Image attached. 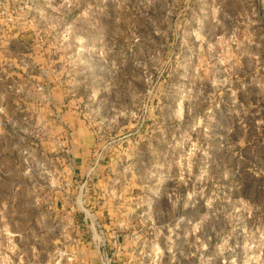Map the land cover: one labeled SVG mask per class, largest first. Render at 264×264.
Instances as JSON below:
<instances>
[{"label": "rangeland", "instance_id": "rangeland-1", "mask_svg": "<svg viewBox=\"0 0 264 264\" xmlns=\"http://www.w3.org/2000/svg\"><path fill=\"white\" fill-rule=\"evenodd\" d=\"M0 264H264V0H0Z\"/></svg>", "mask_w": 264, "mask_h": 264}]
</instances>
